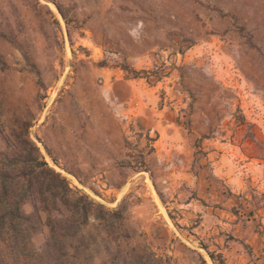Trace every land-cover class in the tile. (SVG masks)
<instances>
[{"label":"rangeland","instance_id":"1","mask_svg":"<svg viewBox=\"0 0 264 264\" xmlns=\"http://www.w3.org/2000/svg\"><path fill=\"white\" fill-rule=\"evenodd\" d=\"M163 10L179 15L175 29L180 34L208 32V23L223 29L216 44L230 47L234 67L246 57L254 67L264 63V0H0V160L2 153L27 147L30 140L79 194H88L106 212H118L97 218L95 211L69 238L60 263L113 264V257L122 261L128 254L126 246L162 264H204L203 256L209 258V243L199 245L201 255L182 240L179 212L167 208L163 181L149 172L146 155L154 134L146 135L144 143L141 136L125 139L131 161L121 162L111 182L94 179L79 159L85 124L97 117L86 85L92 65L123 62L112 45L114 37L124 38L122 16L130 24L134 17H146L151 28L159 25L161 13L163 21ZM164 20L173 23L171 17ZM230 32L234 37L228 38ZM98 36L106 43L103 49L95 45ZM194 39H183L185 50ZM56 155L66 156L68 164ZM48 231L43 226L34 236L36 246L45 242ZM216 250L211 251L215 263L225 264Z\"/></svg>","mask_w":264,"mask_h":264},{"label":"crops","instance_id":"2","mask_svg":"<svg viewBox=\"0 0 264 264\" xmlns=\"http://www.w3.org/2000/svg\"><path fill=\"white\" fill-rule=\"evenodd\" d=\"M161 16L151 28L146 17L130 24L122 16L124 38L114 37L112 45L123 62L92 65L86 85L97 117L85 124L80 163L97 181L111 182L121 162L131 161L125 139L141 136L144 143L154 134L146 163L153 179L163 181L167 208L179 212L182 240L201 255L199 245L210 244L204 264H216L215 249L225 264H264V63L254 67L246 57L234 67L230 47L216 44L223 29L208 23V32L180 34L176 12ZM190 35L196 43L185 50ZM95 45L106 43L98 36ZM161 49L184 54L156 84L140 73L159 62ZM59 160L68 164L66 156Z\"/></svg>","mask_w":264,"mask_h":264},{"label":"trees","instance_id":"3","mask_svg":"<svg viewBox=\"0 0 264 264\" xmlns=\"http://www.w3.org/2000/svg\"><path fill=\"white\" fill-rule=\"evenodd\" d=\"M26 141L27 147L4 152L0 160V264H63L59 260L67 241L79 234L95 211L97 218L118 212H106L103 204L79 194L41 157L39 147ZM43 226L48 227L47 237L36 246L33 238ZM131 249L126 246L123 251L129 255L122 261L113 257V264H162L152 254H133Z\"/></svg>","mask_w":264,"mask_h":264},{"label":"built area","instance_id":"4","mask_svg":"<svg viewBox=\"0 0 264 264\" xmlns=\"http://www.w3.org/2000/svg\"><path fill=\"white\" fill-rule=\"evenodd\" d=\"M155 54L159 57V62L150 68L142 70L140 75L149 82L160 84L174 69L178 68L183 60L184 52L181 50L171 51L161 49L156 51ZM181 116L184 119L186 118L185 114Z\"/></svg>","mask_w":264,"mask_h":264}]
</instances>
